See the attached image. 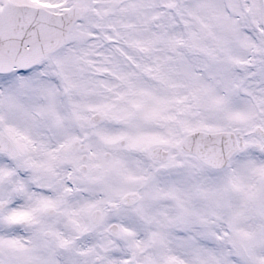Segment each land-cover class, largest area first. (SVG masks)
<instances>
[{"label": "snow or ice", "instance_id": "snow-or-ice-1", "mask_svg": "<svg viewBox=\"0 0 264 264\" xmlns=\"http://www.w3.org/2000/svg\"><path fill=\"white\" fill-rule=\"evenodd\" d=\"M0 264H264V0H0Z\"/></svg>", "mask_w": 264, "mask_h": 264}]
</instances>
